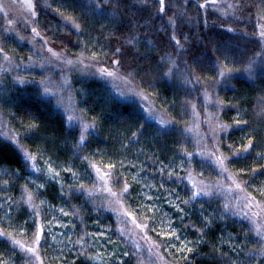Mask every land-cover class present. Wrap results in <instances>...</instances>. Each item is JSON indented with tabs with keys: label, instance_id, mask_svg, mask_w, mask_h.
Masks as SVG:
<instances>
[{
	"label": "trees",
	"instance_id": "16d2710c",
	"mask_svg": "<svg viewBox=\"0 0 264 264\" xmlns=\"http://www.w3.org/2000/svg\"><path fill=\"white\" fill-rule=\"evenodd\" d=\"M48 3L52 4V8L57 7L54 0H48ZM83 3L88 4L89 0H83ZM112 3H115V0H108L109 11ZM247 3L252 9L251 17H249L246 9L238 13V15L242 17V20H248V23H234L229 19L224 28H221L220 25L225 22V18H221L212 8L207 10L209 27H204L202 23L197 22L203 19L204 12L203 10L197 11L195 3L188 9L187 16L192 18V22L181 25L182 32L188 36V41L184 45L186 51L179 56L181 69L183 70L182 62L186 60L201 77H215L217 72L214 65L217 63V57L220 56V53L214 51V48L220 46L219 42H223L228 46L227 55L230 59L227 64L233 71L228 75V78L220 77L218 78V83L210 85V91H214L215 94L211 96L207 107L204 106V88L200 84L185 85L183 77L179 73L170 81L161 80L156 83L158 94L156 106L159 107L164 100L175 102L174 107L171 108L168 104L164 105L165 108H169V115L178 121L174 130L165 131L162 130L158 123L149 122L145 125L143 134L132 138L131 142H129L128 138L131 137V132L136 131L139 124L144 123V119L136 105L131 102H125L123 98L119 97L111 81H104L93 76L91 73L94 69L82 71L77 67L76 70L71 72L65 69V73L71 78L72 87L70 91L73 100L78 103L80 108L88 109L87 118L89 121L93 116L97 117V127L89 130V142L80 155H90L99 148L104 151L106 156H112L113 159L119 160L123 158L126 165L123 171H125V175L131 184V198L127 200L130 205L129 210L135 209L137 205L142 203H153L152 200H147V196L159 197L155 201L156 204L161 208L162 212L171 214L175 220V226L181 228L182 239L186 237L190 241H196L198 233L192 227L186 230L182 228L178 219L179 213L166 203L168 193L165 189L175 188L180 196H186L185 181L176 183L175 177L169 180L167 172L160 173L158 169L162 167L161 162L168 164L171 158H175L178 162L179 157L176 156L175 150L180 144L187 148L188 151L195 152L196 142L200 139L197 133L201 135L209 133L205 121L208 114L218 113L222 122L233 125L227 135L224 133L220 134V138L225 143H235L236 146H239L243 142L241 138L248 134L252 128L258 129L254 133L257 141L264 137V123L253 118L254 112H259L262 106L260 98L264 97V66L256 63L253 66L252 75H249L244 70L254 52L259 51V47H253L249 43L252 39L251 37L232 39V37H242L244 32L251 33L254 30L257 5L260 4V0H247ZM39 4L40 7L37 8V12L40 14L36 22H34L35 27L42 32L46 27L55 31V43L52 46L56 50L59 51L62 48H66L70 56L78 54L81 48L73 45L78 41H88V35L83 37L71 35L72 43H69L68 39L63 38L65 33L56 28V25L59 24L58 19L55 16L46 14L47 10L41 11L44 0H39ZM173 4L175 7L167 13L163 20L156 16L158 4H155L154 0H128L127 9L125 10L123 6L121 7L124 13L123 17H118L115 21L110 20L107 16H96L89 21L87 28V31L94 38L89 46L95 45L92 50H98L103 46L105 51L110 52L111 48L120 47L124 44V36L138 35L141 37L140 42L131 50V53L127 51L128 46L124 44L125 59L128 64H132L134 67L138 64L140 68L150 72L156 67L155 59L146 61L139 57L159 58L162 45L156 42L162 38L167 40V36L160 32L159 29L162 26L167 27L164 22L180 6L179 0H173ZM61 11H64V9H61ZM79 12L80 9L77 8L76 13L78 14ZM65 14L69 13L65 12ZM101 25L106 27L102 29ZM229 26L240 31L227 32L226 29ZM8 27L3 15L0 14V46H3L10 54L11 50H15L17 55L25 57V63H27L26 58L31 54V45L28 44V41L32 38L30 27H25L22 17H19L17 23L11 26V32L4 31ZM129 29H131V32H129ZM101 32H103V36H101ZM110 33H114V35H110ZM47 35L51 36L52 33L49 32ZM177 35L178 38H181V42L184 43L179 32ZM19 36L25 39L20 41ZM116 38H119V40L117 41ZM147 40H151L155 47H150L146 43ZM36 47L39 48L38 42ZM166 51L173 52V48L169 45ZM90 54V52L86 53V55ZM193 57L202 61L203 65L196 64ZM50 71L54 83H58L62 75L61 72L58 70ZM30 74L35 75L39 79L42 74L47 73H41L39 70L34 73L18 70L0 73V121H3L4 125H6V127L0 128V132L12 129L23 136L24 130L21 127V121L27 125L32 117H35L36 122L40 124L39 130L35 133H30V138L22 139L21 142L33 151L40 147L44 150L45 157L51 156L53 160L61 164L68 162L74 170L83 173L80 158L74 156L73 136L71 134L64 135L68 124H62V109L54 107L55 99L51 101L41 99L37 95V89L34 85H13V77L28 76ZM141 76H145V72H141L137 76V80ZM147 91L151 92L152 89L147 88ZM68 95L69 93L65 92V98ZM185 101L189 102L187 109L183 107ZM216 101H222V106H216L214 103ZM191 104L196 105V113H193ZM237 113H239L238 118L249 121L248 127L233 124L234 118H237ZM185 127L190 128L192 131L182 136L179 130ZM75 135L77 137L79 135L78 127L75 130ZM206 142L211 144L210 140ZM122 143L127 144V148H122ZM223 151L225 155H229L227 148H223ZM257 151H260V149L253 150L246 158L233 160L228 167L234 174L239 169H244L245 173L238 178L242 181H247L245 185L246 191L256 196L257 200L264 201V197L256 192V189L264 188V171H260V166L264 165V159L257 158ZM94 159L99 162L101 157L97 156ZM200 159L201 157L197 155L193 161L195 170L197 172L203 170L204 177L216 180L218 178L217 171L213 170L210 162L204 164L203 169H201L196 164V161ZM18 160L19 154L15 145L6 137L0 135V179L11 181L9 185L0 184V203H3V196H11L14 200L20 201L21 185L25 183L23 177L29 176V171H25L18 163ZM104 162L107 163L106 158ZM129 162L137 165V167H128ZM39 164L43 167V159L39 161ZM84 166L86 167V164ZM16 169H20L21 178L12 175ZM252 169H257V174L253 175ZM5 172L8 174L5 175ZM133 174H137L140 179L139 183L133 180ZM181 175L184 174L181 173ZM61 177L66 186L74 183L70 173L62 172ZM33 179H36L37 183L46 184V188L41 190L40 195L34 201L42 222L45 219L52 220L57 215H63L58 211L60 207H63L64 211L70 214L65 219H67L70 228L72 245L64 247L60 244L57 245L56 240H53L50 234L47 237V242L41 244L40 254L44 264H103L89 259V257H94V253L102 244V241L108 245L111 254L115 253L113 261L109 264H118V260H123L124 264H159L148 252V243L144 240H139L141 244L139 251H135V254H130L128 257L120 258L122 256L121 253L128 250L130 245L125 242L127 235L121 237L118 229L120 227L133 229L134 225L131 220L126 224L122 221L118 223V217L111 208L100 207L102 203H107L106 193L103 191L98 192L93 198L94 202H86V198L80 196L79 193L73 194L69 199L59 195V183L48 181L43 174L33 173ZM219 179L224 181L223 177H219ZM162 182L163 188L160 187ZM85 183L89 187L93 186L91 180H86ZM145 183H151L154 187L143 188L142 192V186ZM29 187L34 188V185L29 184ZM97 187H99L98 183ZM244 195L245 193L239 191L218 190L211 199L201 197L191 209L185 208V212L189 213V215L184 223L194 222L198 227L200 226L198 216L201 205L206 210L205 215L213 211L216 213L211 230L207 231L204 237L206 242L189 245L193 247L194 251L188 254L187 264H227V257H221L218 252L214 251L215 245H219V251L228 253L231 259H237L236 255L231 252L233 242L229 240V235L239 237V239H235V244H241L244 238L243 230L247 229V221L243 217L231 215L221 217L219 214L222 211V204L226 200H231L235 204L236 198ZM41 200L44 201L43 204L40 203ZM5 208H7V205H5ZM74 208L78 211L74 212ZM0 215H3V210H0ZM157 218H159V213ZM12 220L15 225L24 224L25 221H28L24 225L28 229L27 237H22L16 233L13 234L17 239L29 241L32 235V209L22 202L18 206L13 205ZM104 225L109 228L105 229V238H100L96 234L101 233ZM0 227H8V225L5 223L0 225ZM84 232L90 235L84 238L83 252L85 254H82L80 245L76 244L75 241ZM148 235L159 242L160 238L155 233L149 232ZM251 235L254 237L255 233ZM108 240H111L112 243H108ZM167 247V245H164L160 249L167 264H185L179 253H175L174 250L166 251ZM241 247L244 248V252L240 253V258L244 259V253L248 249L256 247L255 240L250 239L246 244H241ZM0 258L8 261V264H27L25 255L18 249L14 250L10 242L3 237H0ZM251 264H257L256 260L253 259Z\"/></svg>",
	"mask_w": 264,
	"mask_h": 264
},
{
	"label": "snow or ice",
	"instance_id": "6c2138e0",
	"mask_svg": "<svg viewBox=\"0 0 264 264\" xmlns=\"http://www.w3.org/2000/svg\"><path fill=\"white\" fill-rule=\"evenodd\" d=\"M57 7L52 8V4L48 3V0H44V5L41 11L47 10L46 14L55 16L59 24L56 25L60 31L64 32V39H68L69 43H72L70 37L75 35L77 37H83L88 35V41H78L73 46L80 47L81 51L78 54L69 55L66 48H62L57 51L52 45L55 43V31L52 28L46 27L42 32L35 26H31L36 22L38 15L37 8L40 7L39 0H23L20 7L25 9L26 15L23 16L25 27H30L32 33L31 40L28 44L31 45V54L27 56V63H25V57L16 54L15 50L6 51L3 46H0V73H7L9 71H27L34 73L39 70L42 74L39 79L35 75L28 76H15L13 77V85H34L37 89V95L41 99L51 101L55 99L54 107L56 109H62L61 122L67 123L68 127L65 129L64 135L73 136V149L74 156L79 157L82 162L83 173L78 170H74L72 166L65 162L63 164L57 163L51 156L45 157L44 150L37 147L35 151L31 150L26 144L22 143V139L30 138V133H35L39 130L40 124L36 122V118L32 117L30 123L25 125L21 121V127L24 130V135L15 130L9 129V131L0 132V135L10 140L16 147L19 154L18 163L25 171H29V176L23 177L25 183L21 185V198L20 201L14 200L11 196H3V203H0V210H3V215H0V225L7 224L8 227H0V237L6 238L12 245L14 250H19L25 255L27 264H44V260L40 254L41 244L47 242V237L52 234L53 222L56 221V217L52 220L45 219L43 222L40 219L39 212L36 210L34 201L40 195L41 190L46 188L45 183H37L36 179H33V173H40L47 177L48 181H55L59 183V195L61 197L71 198L73 194L79 193L80 196L86 198V202H94L93 198L100 191L107 194V203L101 204L100 207H109L118 217V223L124 222L125 224L131 220L134 225L133 229H126L120 227L118 232L121 237L127 235L125 241L130 245L128 250L121 253L123 257H128L130 254H135V251H139L141 244L139 240H144L148 243V252L150 255L159 262V264H167L165 257L161 254L160 249L167 245L166 251L174 250L175 253H179L185 264L188 262V254L194 251L191 244L205 243V235L207 231L211 230L216 216L215 211L209 212L205 215V209L203 205L200 206L198 219L200 220V226L198 227L194 222L184 223L189 213L185 212V208H192L194 204L201 197H208L211 199L215 196L216 192L227 190L229 192H243V197H237L236 203L233 204L231 200H226L222 204L221 217L225 216H239L243 217L247 221V229L244 231V238L241 244H246L250 239L255 240L256 247L248 249L244 253V259L240 258V253L244 252V248L241 244H235V239L239 237H233L229 235V240L233 242L231 252L236 255L237 259H231L228 253L219 251V245L214 246V251L218 252L221 257H227V264H251V261L256 260L257 264H264V201L257 200L256 196L246 191L245 185L247 181H242L238 177L245 173L244 169H239L235 174L230 171L228 165L233 160H239L246 158L252 153L253 150L259 148L260 151L256 152L258 159H264V137H261L259 141L256 140L254 133L258 131L257 128H252L248 134L241 138L243 141L239 146L235 143H225L220 138V134L227 135L233 125H228L219 119L217 114H208L205 118L209 133L201 135L200 139L196 142L195 152H190L182 144L178 145L175 153L179 157V160L171 158L168 164H162V167L158 169L160 173L167 172V178L171 180L175 177V182L179 183L185 181L186 196H180L175 188L165 189L168 193L166 203L172 209H175L179 213V223L184 230L192 227L198 233V239L196 241H190L186 237L182 239L181 228L175 226V220L170 213L162 212L161 208L156 204V200L159 197L153 198L147 196V200H152L153 203H142L136 206L135 209L129 210L130 205L127 200L131 198V184L129 183L127 176L125 175L126 168L125 160L123 158L116 160L112 156H106L102 149L97 148L90 155L81 156L80 153L86 146L90 129L97 127V117L93 116L89 121L88 109L80 108L78 103L73 100L71 95V78L65 73V69L68 72L76 70L79 67L82 71L91 70L92 75L104 81H111L119 97L123 98L125 102H131L139 109L141 116L144 119V123L139 124L136 131L131 132L129 142L132 138H136L138 135L143 134L145 125L149 122L158 123L162 130H174L178 121L169 115V108H165L164 105L168 104L169 107H174L175 102H169L164 100L160 106H156V100L158 94L156 90V83L161 80L170 81L177 73L183 77L185 85L200 84L204 88V106L207 107L211 96L214 95V91H210V85L218 83L220 77L228 78V75L233 69L228 67L227 62L229 56L227 55L228 46L226 43L219 42L220 46L214 48V51L219 52L220 56L217 57V63L214 65L217 75L215 77H201L196 73V69L189 65L185 60L183 61V70L181 69V62H179V56L186 51L184 45L188 41V36L181 30L183 23H191L192 18L187 16L188 9L192 4H196L197 11L203 10L204 16L202 20H198V23H202L204 27H209L207 20V10L212 8L221 18H225V22L220 25L221 28L226 26L227 20H232L234 23H248V20H242V17L238 13L248 11L249 17H251L252 9L247 3V0H179L180 6L173 12L172 16H168L164 22L167 27L162 26L159 31L163 32L167 36V40L163 38L156 43L162 45L160 48L159 58L141 56L140 59L146 61L155 59L156 67L150 72L146 69H142L138 64L135 67L132 64H128L125 59V51L123 50L124 44L128 46L127 51L131 53V50L136 47L140 42L141 37L135 34L124 36V44L120 47H113L111 51H105L103 46L98 50H92L95 45L90 42L94 39L91 33L87 31L89 21L96 16H107L110 20L115 21L118 17H123V11L121 7L126 10L128 7V0H115V3L110 5V11L108 6V0H89L88 4H84L83 0H54ZM155 4H158L156 8V16L162 19L167 16L169 11H172L175 5L173 0H154ZM13 5H8L0 2V13H3V19L6 21L8 28H5V32H11L14 25V21L8 18V9ZM79 8L80 12L77 14L76 9ZM64 9V11H61ZM146 10V9H141ZM68 12L69 14H65ZM151 18V17H150ZM123 23V21H121ZM105 25H101V28H105ZM95 30V29H94ZM155 31V29H153ZM170 30V31H169ZM227 32H237L239 29L227 27ZM51 32L49 36L47 33ZM131 32V29H129ZM179 32L184 43L181 42V38H178ZM18 35V34H17ZM114 35V33H110ZM103 36V32H101ZM251 37L249 41L253 47H259V51L254 52L252 58L248 60L245 66V71L252 75L253 66L256 63L264 66V0H260V4L257 5L256 21L254 24V30L251 33L244 32L242 37H232V39ZM10 38V37H6ZM25 38L19 36V40L23 41ZM117 41L119 38H116ZM37 42L39 48L36 47ZM146 43L150 47H155L151 40H147ZM173 48V52L166 51L167 46ZM90 52V55H86ZM193 60L198 65H203V62L198 58L193 57ZM6 65V67H5ZM58 70L61 72V78L58 83H54L51 71ZM141 72H145V76H141L137 80V76ZM119 82V84H117ZM147 86V87H145ZM147 88H151L152 91H147ZM65 92L69 95L65 98ZM190 95V93H189ZM262 106L259 112H254L253 118L261 123H264V97L260 98ZM216 106H222V101L214 102ZM189 102L185 101L183 107L187 109ZM193 113H196V105L191 104ZM14 115V114H12ZM198 115V114H197ZM234 118L233 124L236 126L243 125L249 126V121L238 118ZM6 127L3 121H0V128ZM79 128L78 137L75 135L76 128ZM198 127V125H197ZM180 134L183 136L186 133H190L192 130L188 127L180 129ZM54 139V138H53ZM211 141L208 144L206 141ZM122 148H127V144H121ZM223 148H227L229 155H225ZM200 156L201 159L196 161L201 169L203 165L210 162L214 171H217L218 178L211 180L204 177V171L197 172L193 166V161L196 156ZM101 157L97 162L94 157ZM107 159V163L104 159ZM43 159V167L40 166L39 161ZM86 164V167L84 166ZM128 167H137L135 164L129 162ZM257 169H252L253 175L257 174ZM260 171H264V165L260 166ZM70 173L73 177L74 183L65 185L61 177V173ZM183 173L184 175H181ZM5 175L8 173L5 172ZM17 178L20 177V169L14 170L12 173ZM219 177H223L224 181H221ZM133 180L137 183L140 182L137 174H133ZM91 180L93 186L89 187L85 181ZM10 180L0 179V184L9 185ZM97 183L99 187H97ZM29 184L34 185V188H30ZM154 185L151 183H145L143 188H152ZM163 188V182L160 184ZM258 195L264 197V188L256 189ZM139 195V194H138ZM146 195V194H145ZM28 205L32 209V223H31V239L29 241L23 239H17L13 233H16L22 237H27L28 229L24 227L28 221L24 224L15 225L12 220L13 205H19L20 203ZM44 203L43 200L40 201ZM7 205V208H5ZM255 209V210H253ZM63 216L70 215L64 211L63 207L58 209ZM74 208V212H77ZM159 213V218L157 214ZM61 227H67L61 223ZM11 229V231H9ZM149 232H153L159 237V242L152 239ZM255 233L253 237L251 234ZM90 234L84 232L80 238L75 241L79 244L82 250L84 249V238ZM96 236L105 238V233H97ZM55 235H52V239L55 240ZM222 239V238H221ZM112 243L111 240L107 241ZM69 243H72L69 241ZM179 245V246H177ZM115 253H112L114 255ZM99 254L89 259L95 261L98 260ZM0 264H8V261L0 258ZM118 264H124L123 260H118Z\"/></svg>",
	"mask_w": 264,
	"mask_h": 264
},
{
	"label": "rangeland",
	"instance_id": "374dc122",
	"mask_svg": "<svg viewBox=\"0 0 264 264\" xmlns=\"http://www.w3.org/2000/svg\"><path fill=\"white\" fill-rule=\"evenodd\" d=\"M0 2L8 4V5L14 4V6H12L8 9V18L12 19L14 21V23H17L19 17H23L27 14L25 9L20 7L23 0H0ZM34 2H35V0H34ZM0 14L3 15V13H0ZM31 26H35L34 23ZM55 217L57 219H56V221L53 222L51 237H52V235H55V237H56L55 240L57 242V245L60 244L63 247L64 246H71L72 243H69V241H71L70 228H69V225L67 223V219H65L66 216L57 215ZM61 223L64 225H67V227H61ZM105 224H107V223H105ZM108 228H107V225H104V227H102V229H101V232H103V233L106 232L105 229H108ZM109 250L110 249L108 248V245L103 243V241H102V244H100V246L98 247V249L94 253V256L99 254V257H100L98 260H95V262L103 263V264L111 263L114 259L115 254L112 255ZM122 257L123 256H121L120 258H122Z\"/></svg>",
	"mask_w": 264,
	"mask_h": 264
}]
</instances>
